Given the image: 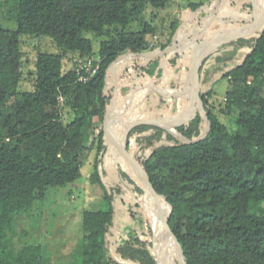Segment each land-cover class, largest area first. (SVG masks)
<instances>
[{"label": "trees", "instance_id": "16d2710c", "mask_svg": "<svg viewBox=\"0 0 264 264\" xmlns=\"http://www.w3.org/2000/svg\"><path fill=\"white\" fill-rule=\"evenodd\" d=\"M12 1L15 28L0 27V264H43L42 244L21 242L27 231L19 228V220L30 218L37 201L43 202L49 192L80 177L87 137H92L95 153L92 182L103 190L106 207L81 211L79 264H166L167 252L149 220L155 197L123 168L120 136L128 121L106 128L113 99L106 81L121 53L157 50L145 63L130 66L150 74L151 66L176 45L177 23L170 25L165 43H151L148 35L154 27L140 19L147 7L163 9L169 0ZM243 8L250 19L241 26L252 23V0L244 1ZM255 11L264 15V1ZM131 23L138 29L127 30ZM86 32L99 39L97 51ZM253 32L219 46L200 66L196 90L210 122L203 139L185 143L148 123L128 133L129 171L164 197L153 211V222L170 247V264H264V26ZM23 35L48 38L58 49L35 52L27 74L29 90L19 88ZM224 50L229 52L226 58L244 52L235 65L219 67V78L228 82L219 113L236 111L233 131L208 100L212 89L200 85L203 65ZM87 59L99 62L82 81L79 75L88 74L79 65ZM189 77L178 90L192 112L172 124L188 139L203 128ZM61 102L72 112L66 123ZM104 165L115 167V177L106 174ZM123 204L134 223L127 236L118 239L112 226L116 208Z\"/></svg>", "mask_w": 264, "mask_h": 264}, {"label": "rangeland", "instance_id": "374dc122", "mask_svg": "<svg viewBox=\"0 0 264 264\" xmlns=\"http://www.w3.org/2000/svg\"><path fill=\"white\" fill-rule=\"evenodd\" d=\"M243 2L244 0H169L163 9L147 7L140 19L154 27L155 31L148 35V40L151 43L157 40L165 43L170 37V25L177 23L174 36L177 43L166 50L165 54L151 66L150 74L130 66L145 63L152 53H158L157 50H146L136 55L126 51L118 56L108 71L106 81V88L113 92L106 116L108 131L120 120L130 121L132 116L136 118L145 115L169 125H172L177 117L187 119L192 108L182 103L187 98L178 89L188 82L186 80L191 63L195 61L201 47L205 48L242 27L241 21L245 18L243 14H246ZM190 3L199 6H191ZM13 5L12 0H0V27L15 28ZM246 18L250 19L248 16ZM260 21L263 25L264 15L260 16ZM126 29L136 30L138 26L131 23ZM253 33L247 32L241 37ZM84 35L93 40V50L97 51L99 39H95L91 32ZM20 39L23 41L24 67L21 68L23 80L19 88L29 90L32 88L31 78L27 74L33 69L35 52L38 50L56 53L58 49L51 45L48 38L23 35ZM228 54L229 52L224 50L211 56L202 67L200 85L201 88L212 89L213 94L208 100L227 128L233 131L236 111L219 113V109L224 107L223 95L228 88L227 80L219 78L223 70L219 67L224 63L235 65L244 52L239 51L235 56L226 58ZM68 66L71 67L72 63L68 62ZM152 79L158 82L157 86L150 85ZM60 104L62 120L66 123L72 118V112L62 102ZM91 142L92 137H87L84 142L86 150L80 158V177L63 188L49 192L43 202L37 201L30 218L19 220V228L27 231L26 235L21 237V242L33 243L38 240L44 251L43 264H79L82 252L81 211L85 208L100 210L106 207L103 190L97 183L92 182L95 153ZM104 167L108 169L107 175L112 173V177H115L114 166ZM125 209L126 205L123 204L118 206L115 212L112 232L118 239L125 238L134 223Z\"/></svg>", "mask_w": 264, "mask_h": 264}, {"label": "water", "instance_id": "95a60500", "mask_svg": "<svg viewBox=\"0 0 264 264\" xmlns=\"http://www.w3.org/2000/svg\"><path fill=\"white\" fill-rule=\"evenodd\" d=\"M261 3L260 0H253L252 1V23L251 24H247L244 25L234 31H231L230 33L224 35L223 37H221L220 39L208 44L196 57L195 61L193 62V65L191 67L190 70V77H189V84H190V89H191V94L193 97V100L196 104V107L198 109V111L200 112V117L203 120V128L200 131L199 135L192 137L190 139L184 137L181 133H179L172 125L163 123L161 121L152 119L148 116L142 115L139 117H136L130 121H128L121 133L120 136V149H121V153L123 155V168L125 170V172L127 173V175L135 182L141 183L145 186L148 187V189L153 193L155 200L152 204L150 213H149V220L153 225V230L159 240V242L161 243V245L163 246V248L166 250L167 255H168V261L166 264H170V247L166 244V242L163 240L160 231L158 230V228L156 227V225L153 222V211L157 205L158 202L162 201L164 199L163 195L158 194L154 191V189L152 188L151 184L148 183L147 181H145L144 179L139 178L138 176H136L135 174L131 173L128 169L127 166V157H126V141H127V136L129 131L137 124L139 123H148L151 125H154L156 127H159L161 129H163L164 131L168 132L170 135H172L173 137L179 138L181 139L183 142L185 143H193L196 141H199L201 139H203L208 131H209V127H210V122L209 119L206 115V113L204 112V110L202 109V106L200 104L199 98H198V93L196 90L197 87V77H198V71L200 69V66L202 65L203 61L206 59V57L215 49H217L219 46L225 44L226 42H228L229 40L235 39L237 37H240L242 34H245L247 32H253L256 29L261 28L262 26H264V24L262 25L261 21H260V16L258 15V13H256L255 11V6L256 4Z\"/></svg>", "mask_w": 264, "mask_h": 264}, {"label": "built area", "instance_id": "2783aa9c", "mask_svg": "<svg viewBox=\"0 0 264 264\" xmlns=\"http://www.w3.org/2000/svg\"><path fill=\"white\" fill-rule=\"evenodd\" d=\"M99 59L95 64H93V61L91 59H87L85 62L81 63L79 65V69L84 68L88 75H79V80L85 81L87 77L95 72L98 66Z\"/></svg>", "mask_w": 264, "mask_h": 264}, {"label": "crops", "instance_id": "0c3cea01", "mask_svg": "<svg viewBox=\"0 0 264 264\" xmlns=\"http://www.w3.org/2000/svg\"><path fill=\"white\" fill-rule=\"evenodd\" d=\"M244 1H246V0H244ZM247 1H249V0H247ZM253 1V0H252ZM243 16L245 17L244 19H242V21H246L247 20V16H248V14L246 13V14H243ZM249 17V16H248Z\"/></svg>", "mask_w": 264, "mask_h": 264}, {"label": "bare ground", "instance_id": "6f19581e", "mask_svg": "<svg viewBox=\"0 0 264 264\" xmlns=\"http://www.w3.org/2000/svg\"><path fill=\"white\" fill-rule=\"evenodd\" d=\"M258 11V10H257Z\"/></svg>", "mask_w": 264, "mask_h": 264}]
</instances>
